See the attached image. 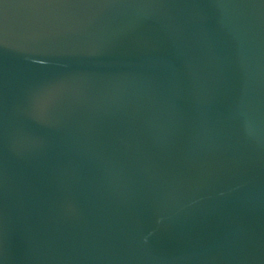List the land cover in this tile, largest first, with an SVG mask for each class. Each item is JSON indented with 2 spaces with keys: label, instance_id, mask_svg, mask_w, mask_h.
I'll return each instance as SVG.
<instances>
[{
  "label": "water",
  "instance_id": "water-1",
  "mask_svg": "<svg viewBox=\"0 0 264 264\" xmlns=\"http://www.w3.org/2000/svg\"><path fill=\"white\" fill-rule=\"evenodd\" d=\"M0 264H264V0H0Z\"/></svg>",
  "mask_w": 264,
  "mask_h": 264
}]
</instances>
